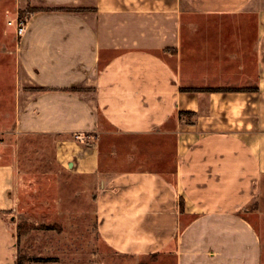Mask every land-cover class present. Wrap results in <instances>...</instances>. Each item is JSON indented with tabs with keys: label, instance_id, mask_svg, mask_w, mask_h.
I'll use <instances>...</instances> for the list:
<instances>
[{
	"label": "crops",
	"instance_id": "crops-1",
	"mask_svg": "<svg viewBox=\"0 0 264 264\" xmlns=\"http://www.w3.org/2000/svg\"><path fill=\"white\" fill-rule=\"evenodd\" d=\"M11 7L36 9L22 38ZM0 13V264H17L23 157L47 170L27 139L99 181L96 229L117 255L264 264V0H0Z\"/></svg>",
	"mask_w": 264,
	"mask_h": 264
},
{
	"label": "rangeland",
	"instance_id": "rangeland-1",
	"mask_svg": "<svg viewBox=\"0 0 264 264\" xmlns=\"http://www.w3.org/2000/svg\"><path fill=\"white\" fill-rule=\"evenodd\" d=\"M8 10L11 15L3 18L8 22L22 13L15 15V7ZM9 29L11 33L14 31L12 27ZM20 142L24 144L25 151L34 148L38 150L40 145H45L42 150L45 151L47 170L40 169L35 162L32 166H27L30 169L27 172V160L23 157L22 199L28 201L30 198V201L22 203L19 210L22 213L16 221L17 259L23 260L24 264H137L133 258L117 255L106 245L96 229L95 201L100 188L99 181L60 169L54 161L53 149L49 143H42L37 139ZM10 144H14V141ZM44 198L48 199L47 205L39 206L35 202ZM61 198L62 203L59 201ZM55 200L59 202L56 203ZM254 209L255 206L252 205L250 211ZM252 218L257 222L256 217ZM40 258L55 261L37 262Z\"/></svg>",
	"mask_w": 264,
	"mask_h": 264
},
{
	"label": "built area",
	"instance_id": "built-area-1",
	"mask_svg": "<svg viewBox=\"0 0 264 264\" xmlns=\"http://www.w3.org/2000/svg\"><path fill=\"white\" fill-rule=\"evenodd\" d=\"M29 16L30 15H17V17H15L14 19L10 20L8 22V24L12 27L15 28V31H16V34L19 38H22L23 35L25 34L26 32V27H27V23H28V20H29ZM89 137V135H85V134H76L75 135V139L76 140H80V141H84V140H87Z\"/></svg>",
	"mask_w": 264,
	"mask_h": 264
},
{
	"label": "trees",
	"instance_id": "trees-1",
	"mask_svg": "<svg viewBox=\"0 0 264 264\" xmlns=\"http://www.w3.org/2000/svg\"><path fill=\"white\" fill-rule=\"evenodd\" d=\"M36 11V9L34 10V9H28L27 11H24V12H22L20 15L22 16H24V15H30V13H32V12H35ZM190 90H197V89H190ZM230 90H234V89H207V91H230ZM37 262H44V263H47V262H53V261H55L54 259H51V258H47V259H37L36 260ZM17 264H24V261L23 260H21L20 258H18L17 259Z\"/></svg>",
	"mask_w": 264,
	"mask_h": 264
}]
</instances>
